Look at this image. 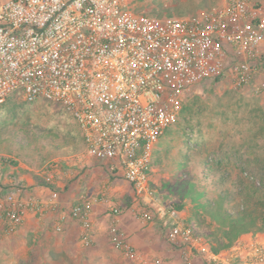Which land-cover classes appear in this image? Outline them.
Returning a JSON list of instances; mask_svg holds the SVG:
<instances>
[{
    "label": "built area",
    "instance_id": "2783aa9c",
    "mask_svg": "<svg viewBox=\"0 0 264 264\" xmlns=\"http://www.w3.org/2000/svg\"><path fill=\"white\" fill-rule=\"evenodd\" d=\"M132 1L0 0V104L18 93L25 101L42 98L70 112L88 155L117 163L148 207L162 201L152 187L154 148L178 121L186 91L228 77L236 87L251 85L264 96V0H222L187 17L134 12ZM53 178L50 173L45 182ZM23 191L0 200L8 234L26 211L47 213V202ZM97 201L82 194L72 207L85 231ZM164 209L169 243L221 259L222 252H211L204 236L181 221L178 209ZM119 211L113 208L115 217ZM113 235L117 248L136 256L118 228ZM83 240L90 243L87 232ZM229 257L264 264V241L239 240Z\"/></svg>",
    "mask_w": 264,
    "mask_h": 264
},
{
    "label": "rangeland",
    "instance_id": "374dc122",
    "mask_svg": "<svg viewBox=\"0 0 264 264\" xmlns=\"http://www.w3.org/2000/svg\"><path fill=\"white\" fill-rule=\"evenodd\" d=\"M220 2L133 0L130 6L134 12L187 17ZM17 95L0 105L1 165L6 170L37 172L43 183L53 173V183L47 184L50 187L59 179L57 170L76 172L68 178L70 182L86 171L91 176L85 188L84 181H79L77 197L70 198L67 205L48 209L52 210L49 214H37L36 223L25 230L19 227L8 234L0 221V264H214L206 253L190 252L168 242L164 208L182 205L181 221L192 224L204 236L211 252H225L230 251L223 247L227 240L207 212L215 211L218 199L223 211L233 216L253 212L257 218L245 233L250 237L243 242L264 241V209L260 205L264 193V96L255 93L251 85L236 87L225 77L183 94L178 121L166 129L152 155V187L160 196L158 200L162 198L161 205L155 202L148 207L136 197L124 175L111 170L107 160L88 155L81 129L70 112L42 98L25 101ZM67 190L57 188L55 192ZM30 193L31 188L25 186L22 195ZM82 194L97 197L104 208L108 218L100 228L91 221L85 231L72 216V207ZM192 197L198 198L193 201ZM116 207L120 210L117 217L112 212ZM119 217L126 219L128 228L120 225ZM114 228L125 239L134 232L142 250L126 241L135 257L116 247ZM86 232L89 244L83 240Z\"/></svg>",
    "mask_w": 264,
    "mask_h": 264
},
{
    "label": "crops",
    "instance_id": "0c3cea01",
    "mask_svg": "<svg viewBox=\"0 0 264 264\" xmlns=\"http://www.w3.org/2000/svg\"><path fill=\"white\" fill-rule=\"evenodd\" d=\"M253 1H257V0H253ZM111 164L112 168L111 170H115L117 169V174L119 175H124V171L121 169V167H119V165L113 161H107ZM91 167V165H88ZM110 170V168H108ZM90 170H94V168L90 169ZM99 174L101 173L100 170H98ZM97 172V173H98ZM105 172V171H104ZM56 175H58L57 177H59V179H57V181H55V185L50 187L47 185V183H43L42 179H41V175L37 172H33V171H20L19 169H12V170H6L4 168V166L1 165L0 163V200L2 198H4L6 196V194L10 193V192H16L19 188H25V186H28L31 188L32 193H30V195L35 196L36 198H39L45 202H47L48 205V209H52L53 205H52V201H55L57 205H55L56 207L61 205H67L68 201L70 202V198H75L77 196H75V194L77 192H79L81 189L79 187L80 183L79 181L83 180L84 183L82 185V188H85V185L88 184L89 182V177L91 176L89 171H86L85 173L81 174V176L78 177V180H76L75 182H70L68 181L71 177V175L75 174L76 172H74L73 170H70L68 172L64 171L61 172L60 170L56 171ZM77 174V173H76ZM107 174V172H106ZM125 177V176H124ZM132 187V186H131ZM57 188L61 191H63L65 188H68L67 192L65 193H58L55 192V189L57 190ZM53 193H58L57 198L54 200L53 199ZM27 195V194H26ZM29 195V194H28ZM72 199V200H73ZM105 204V203H104ZM52 210H47L46 214L51 213ZM55 212V211H54ZM37 215V213H33L31 211H26L25 215H24V221L22 223V225L20 226V228L22 230L27 229V227L32 226L34 223H36V219L35 216ZM41 215V216H44ZM108 216H106V214H104V208L102 207V205L100 203L97 202V204H95L92 208L91 211V221H93V224L95 225L96 228H100L102 226V223L105 222L107 220ZM120 220V225L123 226L125 229L126 227L128 228V223L126 222V219H124L123 217H119ZM20 229V230H21ZM129 236L126 239L131 245L134 246H138V249L142 250V246L139 245L137 242V238L132 235L134 234V232H129L128 233ZM250 237V234H244L240 237V241L243 242V239H247ZM230 255V251H225L222 252V257L221 259L215 261L213 260V262L215 264H236L235 261H233V259L229 257Z\"/></svg>",
    "mask_w": 264,
    "mask_h": 264
},
{
    "label": "trees",
    "instance_id": "16d2710c",
    "mask_svg": "<svg viewBox=\"0 0 264 264\" xmlns=\"http://www.w3.org/2000/svg\"><path fill=\"white\" fill-rule=\"evenodd\" d=\"M9 99L10 97H8L7 100ZM163 197L165 199H169V196L167 194L163 195ZM197 198L198 197H192V200L196 201ZM172 205L178 210L182 209V205H175V204H172ZM260 205L264 209V193H263L262 200H260ZM207 212L210 213L211 216L215 219L216 223L219 226L218 227L219 230L222 231L223 236L226 238L227 243L224 244L223 247L227 250L231 248V246L233 245L235 241L240 239L241 235L250 232L251 228L256 224V221H257V218L253 215V212H249L246 215L241 214L238 216H233L231 213L223 211V205H222L221 199H218V202L216 203L215 211L211 212L210 210H207ZM263 223H264V217H263ZM21 224L17 228H19ZM233 261H235L236 264H241L242 259L241 258L239 259L238 257H236L235 259L233 258Z\"/></svg>",
    "mask_w": 264,
    "mask_h": 264
}]
</instances>
